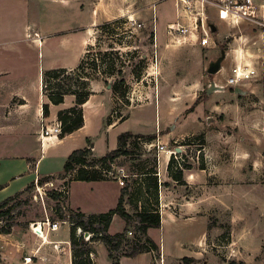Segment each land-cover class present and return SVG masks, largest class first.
I'll return each instance as SVG.
<instances>
[{
    "label": "crops",
    "instance_id": "crops-1",
    "mask_svg": "<svg viewBox=\"0 0 264 264\" xmlns=\"http://www.w3.org/2000/svg\"><path fill=\"white\" fill-rule=\"evenodd\" d=\"M51 1L58 4L61 9L58 6V11L48 13L42 8L43 0H0V203L14 194L24 191L28 185L40 178L58 177L59 183H67V194L64 196L63 207L81 213L85 217L106 213L114 209L118 203L122 193V187L119 184L121 180L114 177L94 182L75 181L73 173L63 174L66 158L73 151L84 148L90 150L92 158H101L118 147L117 139L124 133L142 137L154 136V141L157 140L165 150V152L156 155L158 156L159 171L160 228L148 229L146 236L158 246L162 264H209L207 259L203 261V258L209 254H212L219 263V256H216L218 252L214 250L213 244L215 241L218 242V238L221 236L220 228L210 226L208 210H204V206L210 193L216 196L211 200L219 203L221 196L216 193L223 187L209 186L208 178L212 174L220 178L223 169H225L224 166L231 163L234 165L235 160H243L246 164H252L257 159L263 168L264 107L261 100L262 86L255 88V86L251 87V84L241 85L239 88L246 91V95L235 94V88L223 87L220 83L221 78L230 76L231 69L234 65L239 64V57L235 56L234 63L227 67L225 66L227 60L225 55L220 63L219 71L214 75H209L207 68L216 52L206 56V51L210 49L214 51L216 45L204 48L197 44H171L165 32L167 24L172 22L169 20L164 28L166 37L164 50L199 47L200 57L196 59L198 72L195 76L186 78L188 76L182 73L180 77L181 89L177 90L174 85L168 87L165 100L161 97L162 86L159 81L154 95L152 94L142 104L131 105L119 111L120 115L115 118L113 117L116 112H114L112 83L107 81L105 84L102 80L91 81L89 83L91 95L81 106L83 126L63 138L58 136L55 139L41 141V129L53 127L58 123L56 116L59 111L75 106V98L72 95L65 96L63 103L59 105H52L48 102L42 91L43 73L53 69H75L87 49L93 46L94 34L103 24L124 18L142 23L150 16V13L153 14V19L157 20L155 17L157 0H84L91 4L89 19L84 24L71 11L72 0ZM46 28L57 29V32L54 33L57 39L56 49L51 48L48 51L51 57L58 54L61 59L56 64H47L45 67L40 65L37 73L32 77L23 72L24 68L26 69L28 66L25 53L30 44H35L37 48L43 46L44 41L43 39L41 41L38 36ZM76 45L80 46L81 50L76 51ZM160 56L161 48L158 46L156 36V63H158L159 75H161ZM208 57L211 59H209L210 61L207 60ZM208 75L213 76L212 82L209 81ZM211 83L214 84L215 89L207 93L210 95L204 101L195 104L204 86L207 91ZM227 88L229 93L226 94V98L219 99V101L212 100L211 96L216 91L223 93ZM252 95L257 98L254 102L256 106L247 103L248 98L253 99ZM180 98L188 101L185 102L184 107L191 106L183 110L181 114H176L178 116L176 117L173 113L183 109V106L178 104L181 101ZM258 99L261 100L260 103L256 102ZM44 104H48L47 117H44L42 112ZM152 105L156 111L157 108L160 109L161 105H165L167 116H174L168 126L161 128L157 125L154 131L147 135L119 130L114 133L111 139V132L113 133L127 121L130 111ZM199 107L202 109V113L198 117V121L203 125V129L193 133L184 132L182 122ZM52 110L54 111L52 112ZM215 115H218V118L223 117V122L220 119L215 121ZM108 117H112L110 125L107 124ZM119 117H123V120L119 121ZM229 120H231L234 131L233 139H231L232 137L224 138L222 130ZM35 128H37V132L33 133ZM198 134L202 135L203 142H205L203 143L205 144L203 150L206 152L202 160L203 166L200 167L198 164L194 166L195 160H198L194 156L192 158L193 166L182 170V184L178 185L168 175L167 165L170 154L166 152L174 150L181 153L185 146H180L178 142ZM30 136L37 139V150L18 151V140ZM101 137L105 138V144L103 143L98 150L95 146L97 142L101 144ZM226 140L229 143L228 146L224 144ZM169 142H173L171 150L167 146ZM225 148L234 157L229 160L226 155V161H221L217 168L211 169L208 159L209 152H219L220 150L224 152ZM142 176H146V173ZM194 191L200 194L196 200L190 197ZM124 203H127L126 197ZM126 212L132 215L127 209ZM115 221L120 226L118 230L112 231L111 226ZM166 224L169 229L166 230L165 238L164 234L160 235V232L161 230L165 231ZM124 226V221L115 215L107 233L109 235L121 233ZM46 239L47 243H41V240L35 237L30 230L19 227L12 228L9 234H0V264H20L24 256H32L34 264H71L68 228L67 230L60 228L56 232L49 233ZM54 244L57 245L56 249ZM219 245L226 255V263H221L228 264L231 261H228L227 253L233 248L231 233L230 242ZM91 246H93L92 261L94 264H113L106 246L101 241L93 242ZM210 248L211 250H209ZM210 251L212 252L210 253ZM154 259L151 252L138 254L133 258L125 257L122 254L117 257L118 264H152ZM183 259H190L191 262L186 263Z\"/></svg>",
    "mask_w": 264,
    "mask_h": 264
},
{
    "label": "rangeland",
    "instance_id": "rangeland-1",
    "mask_svg": "<svg viewBox=\"0 0 264 264\" xmlns=\"http://www.w3.org/2000/svg\"><path fill=\"white\" fill-rule=\"evenodd\" d=\"M155 17L157 20L153 23V14L144 21H129L127 19H121L117 23L111 24L107 29H98L94 34L92 41V47L90 50V58L88 62L94 60L100 65L96 70L91 69L88 65L85 67L83 72L86 78L84 81L90 83L94 80H107L110 83L124 80V84L118 85L117 94L114 95V112L113 117L119 116V111L126 109L128 106L142 104L148 97L156 92L157 83H161V97L166 98L168 87L174 85V87L181 89L180 77L184 73L188 77L192 78L198 72L197 57H200L199 47L196 49H189L187 47L178 48L176 50H164L165 33L164 28L166 22L173 21L175 19V4L173 0H157L156 3ZM51 0H43L42 8L46 12L58 11L57 7ZM71 11L74 12L80 18L82 24L86 23L89 19V12L91 9L90 2L80 0H72L70 4ZM59 9L61 7L59 6ZM152 16V17H151ZM140 23V24H139ZM213 23L217 29L215 33L210 35V40L216 45L215 50L206 51L208 56L210 53L216 52L215 57L212 60L208 57L209 65L215 61L220 52L224 51L227 60L225 66H229L234 63L233 59L235 56L239 58V64L243 67L254 68L257 70L259 76L252 81L242 83L251 84V87L260 88L264 80V58L262 57L261 51L257 42V35L252 32L250 26L245 23L239 26H229L218 20H213ZM155 28V29H154ZM57 29L46 28L44 32H41L38 36L41 41L43 39V46L37 48L35 44H30L28 50L25 53V59L28 63L27 68H24V73L30 74L32 77L37 73L40 65L47 66L56 64L61 59L60 55L54 54V57L49 55L51 48L56 49L57 39L54 33ZM156 36L158 38V46L161 48V56L158 63H156ZM27 45V43H26ZM81 50L80 46L76 45V51ZM238 50L237 52H233ZM103 53H113L111 58L114 59L116 71H120L121 74L114 75L108 78L104 73V66L100 64V58ZM8 57V56H7ZM210 59V60H209ZM213 76L208 75V79L212 82ZM216 77V76H215ZM214 77V78H215ZM261 77V78H260ZM213 78V79H214ZM226 77H222L220 83L223 87L226 85ZM177 82V83H176ZM65 87L71 85L74 86V81L64 82ZM179 86H178V85ZM209 84V83H208ZM206 86V83H205ZM204 86L203 91L200 93V97L197 102L200 103L210 95L206 93V87ZM241 87V86H240ZM244 91V90H243ZM229 89L227 88L223 93H214L211 98L214 101L224 99L227 97ZM121 95H124L123 97ZM252 100L248 98L249 105L256 106L254 103L257 98L253 97ZM255 98V99H254ZM181 101L178 103L183 106L184 99L180 98ZM262 105L264 107V96L261 95ZM258 99L257 103L261 101ZM246 107L247 105L244 104ZM191 106V105H190ZM188 106V107H190ZM188 107H184L180 112L173 113L176 117L181 114L183 110ZM54 110H52L53 112ZM202 113V109L199 107L195 109L193 113H190L185 121L182 122V128L184 132H198L203 129V125L198 121V117ZM177 114V115H176ZM174 116H167V110L165 105H161L157 111L152 106H145L144 108H136L129 112L127 121L113 133L111 132V139L115 132L123 130L124 132H130L134 134H150L154 131L158 125L161 128L168 126L171 119ZM215 121L220 119L221 122L223 117L218 118V115L214 117ZM224 138L234 136L231 120L226 122L224 128ZM37 132V128L33 130V133ZM101 144L95 146L98 150L101 148L103 143L105 144V138L101 137ZM154 141L148 143L144 138H132L128 140L126 147L127 155L116 159L113 164L110 165V172L105 173L107 178H118L123 182L122 191L126 202L123 201V206L126 205V209L132 213L133 219L129 222L128 226H124L126 239L131 243L134 242V237L137 233V218L135 214L139 212L140 205L145 207H156L159 210V186L156 197L151 194V190L148 189L149 180L142 174L146 172H154L157 176L158 182V164H157V151L149 145ZM202 135H194L178 142L180 146H185L182 150L181 156L184 162L181 164L182 169L184 167L193 166V157H197L195 165H201L204 157V146ZM226 146L229 143L224 142ZM173 142L168 143V148L171 150ZM18 151H34L37 150L38 141L33 136L18 140ZM188 147V148H187ZM55 151V150H54ZM225 148L224 152L210 151L208 159L210 161L211 169H215L227 160L233 158L234 155L227 152ZM99 152V151H97ZM92 160L91 157L88 158ZM254 169H253V166ZM252 164H246L243 160H235L234 165H225L220 178L216 175H211L208 178L209 186H222V190L218 191L216 195L221 196L219 203L211 200L215 194L208 195L209 199L206 200L204 210H208L210 226L220 228L219 233L221 236L218 238V242H214V250L218 252L219 263H226V255L223 248L219 244L226 243V238L231 233L233 239V248L228 253V261L242 262L245 264H264V166L261 168V162L257 159ZM98 167L102 170L101 165ZM122 169L123 171H121ZM253 169V171H251ZM251 171V172H249ZM110 173V174H109ZM154 175V176H155ZM60 177V176H59ZM58 177H53L47 182L38 184L33 183V186L29 189L19 192L20 195L13 196V201L0 212V231L19 227L21 229H28L29 224L40 221L45 217H49L51 220H56L62 216L67 218V208L64 206L63 201L59 200L60 193L58 190L62 188L66 189L67 183H59ZM43 178H40V181ZM42 187L39 192L36 191V186ZM180 185V184H178ZM18 194V193H17ZM200 194L197 191L191 193L190 197L196 200ZM216 197V196H215ZM134 207H137V209ZM8 211V212H7ZM207 218V217H205ZM206 221H208L206 219ZM221 223V224H220ZM119 223L115 221L111 226L112 231H116L119 228ZM97 227V226H96ZM67 230L66 226L61 228ZM122 230V232L124 231ZM169 229L168 225H165V231L161 230L160 235L164 234L166 238V230ZM69 230V229H68ZM230 233H229V231ZM132 233L131 236L127 235V232ZM99 232V231H98ZM96 232V233H98ZM169 232V231H168ZM186 232V231H184ZM188 232V231H187ZM198 232V231H196ZM153 234V231H152ZM158 238V237H156ZM97 239V238H94ZM88 243L86 247L92 251V243ZM41 242V241H40ZM78 241L76 251H81L83 246ZM211 250V248L209 249ZM129 252V246L126 245V240L121 241L119 248L116 251H112V256L117 258L119 254H126ZM212 251H210L211 253ZM154 255V254H153ZM89 257V256H88ZM155 259L152 264H162L161 257L155 254ZM89 259L92 258L89 257ZM209 264H219L217 259L212 255H207L203 258ZM93 262V261H92ZM201 263V261H200Z\"/></svg>",
    "mask_w": 264,
    "mask_h": 264
},
{
    "label": "trees",
    "instance_id": "trees-1",
    "mask_svg": "<svg viewBox=\"0 0 264 264\" xmlns=\"http://www.w3.org/2000/svg\"><path fill=\"white\" fill-rule=\"evenodd\" d=\"M121 20V19H119ZM119 20H115L110 23L103 24L98 29H107L111 24L117 23ZM90 49H87L86 53L84 54L83 58L81 59L78 66L73 70H65V69H53L45 71L42 75V91L44 96L47 98L48 102L52 105H59L62 104L64 101V97L67 95H72L75 98V106L71 107L66 110L59 111L57 113L56 119L58 123L61 125V134L60 138H63L65 135L71 134L74 131L80 129L83 126V114L81 110V106L88 100L91 92L89 90V83L84 81L83 76H86L83 72L85 71L86 65H88L91 69L96 70L100 65H98L94 60L88 62L90 58ZM100 64L104 66L103 73L108 77L111 78L114 75H120V71H116L115 69V62L114 59L111 58L113 53H103L100 55ZM74 81V86L71 85L66 86L64 82ZM105 84H107V80H103ZM124 84V80L120 79L119 81H115L112 86L111 90L113 95L117 94L118 85ZM122 97L124 95H121ZM197 104V101L195 102ZM43 116H48V104H44L42 106ZM123 117H119V121H122ZM107 124H112V117H108ZM134 138H144L148 143L155 140L154 136H133L129 133L121 134L118 139V147L107 153L105 156L101 158H92L90 155V150L88 148L80 149L73 151L65 160L63 165V174L68 175L73 173L75 181H82V182H94V181H102L107 180V176L105 173L110 172V165L113 162L122 157L127 155L126 147L128 144V140ZM203 144V143H202ZM89 157L92 158L89 161ZM101 165L102 170L98 167ZM203 164L200 165L202 167ZM185 169L188 167H184ZM182 170H175L174 169V161L171 157L168 165H167V172L169 177L176 181L178 184H182ZM105 172V173H104ZM154 172H146V177L149 180L148 189L151 190V194L156 197L158 191V183L156 179V175L154 176ZM53 177H44L41 181L38 180L39 183L47 182ZM33 186V183L28 185L25 190L29 189ZM20 195V193L16 194L15 196ZM13 201V197H9L0 203V212L5 209L10 202ZM124 201V194L123 191L121 196L118 200L116 207L112 210H109L106 213L99 214V215H92L89 217H85L83 214L78 213L76 211L68 210L67 214L69 215V219L75 222L73 227L69 229V242L71 246V264H94L91 259H89V254H92V251L89 250L86 245L88 243L82 242V238L77 236L75 233L76 227H80L84 230H90L94 233L101 232L102 236H94L90 242L93 241H101L107 248L109 257L112 259L113 264H118L117 258L112 256V251H116L121 241L126 240V245L129 246V252L124 254L125 257H136L138 254L141 253H153L154 256L159 255V248L158 246L150 240L147 236V230L150 228H160V215L159 210L156 207H145V205H140V210L135 214L137 218V233L138 235L134 237V242H130L126 239V235L124 234L125 229L121 233H116L114 235H109L107 233L108 227L112 221V218L117 215L119 216L125 223V226H128L129 222L132 221L133 216L128 214L123 206ZM137 207H134V209ZM8 212V211H7ZM58 219H63L62 216L58 217ZM97 225V227H94ZM11 231L10 229L0 231V234H9ZM78 241L82 244L84 249L81 251H76V247L78 246ZM230 242V234L229 237L226 238L227 244ZM91 244V243H90ZM184 262H191L190 259H183ZM228 264H245L242 262H235L231 261Z\"/></svg>",
    "mask_w": 264,
    "mask_h": 264
},
{
    "label": "built area",
    "instance_id": "built-area-1",
    "mask_svg": "<svg viewBox=\"0 0 264 264\" xmlns=\"http://www.w3.org/2000/svg\"><path fill=\"white\" fill-rule=\"evenodd\" d=\"M175 4V19L167 24L165 32L168 41L173 45L197 44L207 48L210 45L214 46L210 35L213 33L210 25H214L213 20H218L229 26H239L242 23L250 26L258 39L257 44L259 51L264 58V0H173ZM156 20H153V23ZM215 26V25H214ZM217 31V29H216ZM259 76L254 68L243 67L241 64H236L231 69L230 76L226 79V85L232 88H239L242 83L252 81ZM261 78V77H260ZM264 80V76L261 78ZM264 96V82L262 83ZM61 134V125L56 123L53 127H43L40 131L41 141L55 139ZM157 155L160 152H165L164 147L154 141L149 145ZM170 158H173L174 169L181 170L184 162L181 154L177 151H167ZM110 174V173H109ZM38 184V180L35 181ZM120 186L123 182H119ZM42 187L36 186V191L39 192ZM59 200L63 201L67 190H60ZM63 207V206H62ZM64 209V207H63ZM67 218L51 220L45 217L40 221L29 224V230L38 239L44 241L49 233L56 232L58 229L66 226L68 229L75 225V222ZM1 224V221H0ZM97 225H94L96 227ZM75 233L82 238V242L91 243L90 240L94 236L101 237L102 233H94L90 230H84L76 227ZM131 236L130 231L127 232ZM54 248L57 245L54 244ZM92 258V254H89ZM20 264H34L32 256H24Z\"/></svg>",
    "mask_w": 264,
    "mask_h": 264
},
{
    "label": "water",
    "instance_id": "water-1",
    "mask_svg": "<svg viewBox=\"0 0 264 264\" xmlns=\"http://www.w3.org/2000/svg\"><path fill=\"white\" fill-rule=\"evenodd\" d=\"M210 29H211V31H212L213 33L216 32V27H215L214 25H210ZM224 57H225V53H224V51H222V52H220V56H219L214 62H212V63L208 66V68H207V73H208L209 75H214V74H216V73L219 71V69H220V63L223 61ZM214 89H215L214 84L211 83L210 86H209V88L207 89L206 93H210V92H212ZM234 93L237 94V95H246V94H247L246 91H243V90L240 89V88H235V89H234ZM177 150H178V149H177Z\"/></svg>",
    "mask_w": 264,
    "mask_h": 264
},
{
    "label": "bare ground",
    "instance_id": "bare-ground-1",
    "mask_svg": "<svg viewBox=\"0 0 264 264\" xmlns=\"http://www.w3.org/2000/svg\"><path fill=\"white\" fill-rule=\"evenodd\" d=\"M41 243H47V239H46V240H44V241H42V240H41Z\"/></svg>",
    "mask_w": 264,
    "mask_h": 264
}]
</instances>
